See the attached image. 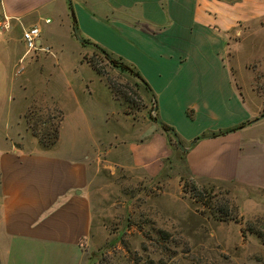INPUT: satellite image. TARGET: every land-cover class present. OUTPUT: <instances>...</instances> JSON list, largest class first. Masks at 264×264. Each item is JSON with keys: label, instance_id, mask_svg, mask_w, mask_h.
<instances>
[{"label": "crops", "instance_id": "obj_1", "mask_svg": "<svg viewBox=\"0 0 264 264\" xmlns=\"http://www.w3.org/2000/svg\"><path fill=\"white\" fill-rule=\"evenodd\" d=\"M70 7L82 37L89 36L91 27L105 36L96 41L109 51L134 57L151 88L147 97L155 115L185 145L190 177L233 183L239 208L250 207L251 216L264 213V114L237 84L227 60L232 30L260 22L264 0H0L2 31L52 24L40 30L39 41L51 49V35ZM107 40L125 44V52ZM88 79L92 85L86 101L99 106L101 93L108 105L116 102L99 76L95 83ZM66 89L63 100L56 98L64 112L62 123L74 124L69 146L0 150V264H22L36 251L49 254L43 264L82 262L78 243L89 230L88 147L82 142L100 139L76 132L92 112L82 106L74 86ZM114 113L104 107L99 117L106 120ZM142 119L132 125L131 164L156 176L169 155L171 135L158 122Z\"/></svg>", "mask_w": 264, "mask_h": 264}, {"label": "rangeland", "instance_id": "obj_2", "mask_svg": "<svg viewBox=\"0 0 264 264\" xmlns=\"http://www.w3.org/2000/svg\"><path fill=\"white\" fill-rule=\"evenodd\" d=\"M70 17L64 11L51 35V49L40 45L21 60V53L27 52L21 27L2 31L5 26L0 24V150L13 146L26 151L59 150L69 146L74 124L68 120L62 123L64 112L57 98L61 101L66 97L69 85L79 91L82 106H88L92 116L88 123L81 122L76 132L100 139L99 143L91 139L82 142L88 147L85 190L89 230L78 243L81 264H264V213L251 216L250 207L239 208L233 183L192 179L184 166V149L173 137L158 175L148 176L132 166V125L135 120L144 122L142 117L152 120L154 103L138 78L111 64L85 42L88 39L99 44L96 39L105 36L89 27V36L82 37L78 26L73 29ZM37 25L44 30L52 24ZM231 33L228 64L237 84L263 114L264 17L252 27H237ZM107 42L125 52V44ZM38 56V60H31ZM113 56L138 70L132 55ZM86 59H93L104 75H98ZM97 75L116 102L108 105L101 93L99 106L85 100L92 85L88 78L93 77L95 83ZM108 81L121 84L119 98ZM126 96L140 106L131 105L128 114L123 100ZM104 107L115 111L106 120L99 117ZM56 133L58 139L47 146ZM226 208L229 219L222 220L219 210ZM251 228L263 233V238L250 232ZM28 254L30 258L22 264H43L42 257L49 258L48 253L39 251Z\"/></svg>", "mask_w": 264, "mask_h": 264}, {"label": "trees", "instance_id": "obj_3", "mask_svg": "<svg viewBox=\"0 0 264 264\" xmlns=\"http://www.w3.org/2000/svg\"><path fill=\"white\" fill-rule=\"evenodd\" d=\"M70 15L72 17V22H73V29L74 30H77V21H76V17H75V14H74V11L72 10V8L70 7ZM91 45H93L94 47H96L103 55L104 57L111 63L113 64L114 66H117V67H120L121 69L123 70H128L130 73H132L136 78H138L141 83L144 85L145 89L148 91V92H151V88L150 86L148 85V83L146 82V80L140 75V73L135 69V67H133L132 65L124 62L120 57L118 58H115L113 56L112 53H110L109 51H107L106 49H104L102 46H100L99 44L97 43H94V42H91L87 39V41H85ZM87 62L89 63V65L91 66V68L98 74V75H104L103 71L101 68L98 67V65L93 61V59H86ZM108 85L109 87L111 88V91L113 92L114 96L116 98H119L122 94V90L120 88V85L119 83H115V82H112V81H108ZM124 102L126 103L127 107L129 110L126 111V113H131V105L132 106H135V108H139L140 106L136 103V101L132 100L131 97H124ZM154 103V102H153ZM264 114V113H263ZM152 120H154L155 122H158L159 125L161 126V128L166 131L167 133H169L171 135V137H173L175 139V142L179 145V142L181 143V140L179 139L177 133L175 132V130L163 123L162 121H160L158 119V117L155 115L154 117H151ZM58 139V134L56 133V135H54V138L53 140L46 144L47 146L49 145H53L55 143V141ZM172 140V139H170ZM193 190H196L197 191V188L194 186L193 187ZM204 205H206L205 201L202 200L201 201ZM208 204V203H207ZM220 209V213L221 215H219V217H221L222 220H227L229 219V211H228V208L224 209ZM224 212V213H223ZM242 234L244 235V230L242 229L241 230ZM250 232H255L260 238H263V233H261L260 231H255L253 230L252 228L250 229Z\"/></svg>", "mask_w": 264, "mask_h": 264}, {"label": "built area", "instance_id": "obj_4", "mask_svg": "<svg viewBox=\"0 0 264 264\" xmlns=\"http://www.w3.org/2000/svg\"><path fill=\"white\" fill-rule=\"evenodd\" d=\"M40 34L41 31L36 26L23 30L22 40L26 46L27 53L31 51L34 52L36 49L40 48Z\"/></svg>", "mask_w": 264, "mask_h": 264}, {"label": "water", "instance_id": "obj_5", "mask_svg": "<svg viewBox=\"0 0 264 264\" xmlns=\"http://www.w3.org/2000/svg\"><path fill=\"white\" fill-rule=\"evenodd\" d=\"M76 35H77V34H76ZM78 40L81 41L80 37H78ZM179 147H180L181 149H184L183 146H182V144H181L180 142H179Z\"/></svg>", "mask_w": 264, "mask_h": 264}]
</instances>
